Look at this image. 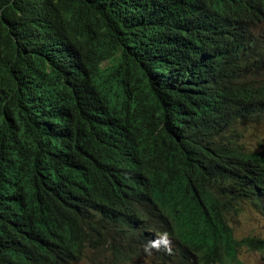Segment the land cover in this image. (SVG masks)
Returning a JSON list of instances; mask_svg holds the SVG:
<instances>
[{
    "label": "trees",
    "instance_id": "16d2710c",
    "mask_svg": "<svg viewBox=\"0 0 264 264\" xmlns=\"http://www.w3.org/2000/svg\"><path fill=\"white\" fill-rule=\"evenodd\" d=\"M259 125L264 0H0V264H126L151 208L174 264H241L264 251L231 225L264 214ZM136 139L167 153L145 144L148 180L115 167Z\"/></svg>",
    "mask_w": 264,
    "mask_h": 264
},
{
    "label": "clouds",
    "instance_id": "9594fccd",
    "mask_svg": "<svg viewBox=\"0 0 264 264\" xmlns=\"http://www.w3.org/2000/svg\"><path fill=\"white\" fill-rule=\"evenodd\" d=\"M213 0H206V2H212ZM182 7V6H181ZM180 7V8H181ZM182 8L179 10L178 14L181 15ZM263 16H260L262 18ZM185 26H179L178 30L184 29ZM261 36V34L259 35ZM258 127H262L259 125ZM264 128V127H262ZM176 139V138H175ZM149 142L141 141V139H136L129 143H126L121 147L116 156L115 167L116 170H119L120 173L125 170H133L134 168L140 167V175L148 180L147 169L149 165V158L146 155L145 144L149 145L150 148L155 152V155L162 157L165 152V149L158 144H155L148 140ZM132 164V165H131ZM147 206V202L143 204L138 213L144 210ZM137 213V220H138ZM157 212L151 208L144 211V217L148 221V226L146 228V241L143 244V256L138 258L133 257L130 262L126 264H136L139 260L146 264H174L182 263L181 260L177 258V248H178V239L175 235L174 227L171 222H164V217H158ZM264 215V214H263ZM263 239V238H262ZM84 245L81 243L80 248H83ZM258 252V251H257ZM263 252V251H261ZM84 256L80 259L81 254H74L71 258L67 259L64 264H78L80 262H86L87 264H99L102 263L99 259H94L92 257L88 261V257L91 256L88 254L86 249L84 250ZM155 254L157 260H153L151 256ZM93 256V255H92ZM105 260H108L104 257ZM78 260V261H77ZM109 264V263H108Z\"/></svg>",
    "mask_w": 264,
    "mask_h": 264
},
{
    "label": "rangeland",
    "instance_id": "374dc122",
    "mask_svg": "<svg viewBox=\"0 0 264 264\" xmlns=\"http://www.w3.org/2000/svg\"><path fill=\"white\" fill-rule=\"evenodd\" d=\"M253 148L258 149V143L263 146L264 150V128L256 127L250 130L249 138L247 141ZM233 227L234 236L238 239L243 237H259L264 239V215L258 213L250 206H242L240 212L231 221ZM98 259L102 262H106L103 255ZM92 259V256L88 257V261ZM238 261L241 264H264V251L257 252L256 250H248V248H241L237 256ZM78 264H87L86 262H80ZM136 264H146L142 261H138Z\"/></svg>",
    "mask_w": 264,
    "mask_h": 264
}]
</instances>
